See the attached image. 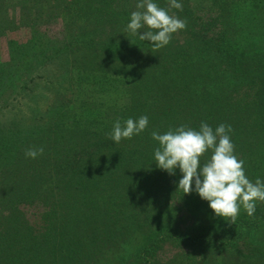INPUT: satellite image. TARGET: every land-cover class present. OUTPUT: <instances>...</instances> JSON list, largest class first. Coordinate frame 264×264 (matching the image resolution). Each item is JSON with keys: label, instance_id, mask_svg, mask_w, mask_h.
<instances>
[{"label": "trees", "instance_id": "obj_1", "mask_svg": "<svg viewBox=\"0 0 264 264\" xmlns=\"http://www.w3.org/2000/svg\"><path fill=\"white\" fill-rule=\"evenodd\" d=\"M3 1L37 15L31 29L58 19L67 59L43 109L0 131V264H95L124 240L135 247L116 264H264V202L251 217L241 205L235 224L216 216L178 188L179 168L156 166L151 135L230 125L247 177L264 181V0L165 5L187 26L158 50L126 30L139 0ZM143 115V132L110 139L117 120ZM167 247L177 252L159 263Z\"/></svg>", "mask_w": 264, "mask_h": 264}, {"label": "clouds", "instance_id": "obj_2", "mask_svg": "<svg viewBox=\"0 0 264 264\" xmlns=\"http://www.w3.org/2000/svg\"><path fill=\"white\" fill-rule=\"evenodd\" d=\"M170 7L183 10V5L177 0H170ZM136 9L131 13L126 30L138 36L139 40L151 43L154 49L167 46L172 34L187 26L186 19L170 15L154 0H139ZM141 30L143 34H139ZM148 124L146 115L138 120L129 118L123 126L117 120L110 139L116 143L131 139L143 132ZM231 130L230 125L223 123L213 130L202 121L198 130L182 124L174 129L169 128L163 134L153 131L151 135L159 144L154 150L156 166L170 175H174L179 168L182 178L178 188L184 194L194 190L208 202L216 216L228 218L230 224H235L241 205L251 217L256 211V202H264V181L257 178L252 182L247 177L244 161L235 154V146L229 135ZM209 151L212 153L210 158L202 164L201 157ZM43 152V147L29 148L25 155L35 159Z\"/></svg>", "mask_w": 264, "mask_h": 264}, {"label": "rangeland", "instance_id": "obj_3", "mask_svg": "<svg viewBox=\"0 0 264 264\" xmlns=\"http://www.w3.org/2000/svg\"><path fill=\"white\" fill-rule=\"evenodd\" d=\"M167 1L169 3L160 7L165 8L167 5L168 9L170 0ZM177 2L185 5L183 0H177ZM246 4L247 2L241 5H243L244 11L246 9L245 15L248 19L249 14L255 15V13ZM30 13L31 11L27 7L25 10L19 8L18 3L17 5L15 3L8 5L0 0V131L5 129L6 124L7 126L11 125L9 127L11 129L16 119L19 123V117L26 119V115L33 116L37 108H39L37 112L42 110L47 103L46 96L53 95V92L49 91L48 82L53 75H58L57 68L61 70L59 75H65L67 54L64 55V50L63 53L61 52L62 27L59 20H52L49 23L39 22L37 29H31L27 23L37 15L33 16V13ZM249 27L253 26H247V28ZM253 30H255L254 27ZM49 49L52 53L47 61L45 53L48 54ZM51 57H53L52 63ZM31 61L39 66L38 69L34 70ZM29 76L33 77L34 82H27ZM24 81L25 87L22 86ZM31 91H33V99L29 95ZM39 95L41 96L39 97ZM24 124L19 123V126ZM134 247L133 242L124 240L120 245H113L103 253L95 264H116L119 255H128ZM161 252L156 258L159 263L166 262L177 251L167 247Z\"/></svg>", "mask_w": 264, "mask_h": 264}]
</instances>
